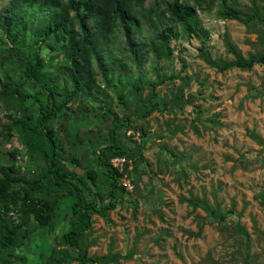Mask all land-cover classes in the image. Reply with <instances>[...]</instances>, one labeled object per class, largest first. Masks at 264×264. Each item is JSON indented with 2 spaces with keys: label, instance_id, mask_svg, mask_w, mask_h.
<instances>
[{
  "label": "rangeland",
  "instance_id": "374dc122",
  "mask_svg": "<svg viewBox=\"0 0 264 264\" xmlns=\"http://www.w3.org/2000/svg\"><path fill=\"white\" fill-rule=\"evenodd\" d=\"M9 1L0 0V19ZM161 1L145 2L144 15L151 16L159 30L141 18L135 46L147 45L162 29L175 28L180 36L170 42L171 58L156 61L144 50L134 61L123 49L120 32L104 58L113 81L120 77L127 85L125 92L138 84V94L126 93L127 103L139 98L138 103L156 105L157 110L133 124L141 131L125 133L122 142L134 156L133 163L125 157L110 161L119 171L127 165L119 184L124 194L106 218L92 216L91 229L84 235L87 254L103 259L94 264H264V64L244 70L221 69L209 62L222 67L235 60L227 44L244 59L264 55L263 1L234 0V7L246 15L258 11L247 22L220 19V0H214L210 11L198 10L208 31L206 40L182 36L180 25L168 20ZM36 19L33 22L39 24ZM0 42V48L9 44L1 31ZM48 51L43 45L39 54L54 71L63 55ZM3 55L0 51V60ZM96 78L103 86L99 73ZM115 91L107 89L101 109L94 111L97 115L108 107L121 115ZM88 112L91 116L93 111ZM12 113L0 104L1 117ZM100 126L88 130L104 137ZM58 136L65 155L69 154L72 139L61 129ZM13 149L18 151L15 163L23 171L28 159L17 133L11 143L0 144V158H7ZM134 163L140 180L136 185L129 178ZM63 222H58L55 233Z\"/></svg>",
  "mask_w": 264,
  "mask_h": 264
},
{
  "label": "trees",
  "instance_id": "16d2710c",
  "mask_svg": "<svg viewBox=\"0 0 264 264\" xmlns=\"http://www.w3.org/2000/svg\"><path fill=\"white\" fill-rule=\"evenodd\" d=\"M146 1H9L0 19V31L9 43L0 48L4 53L0 60V104L13 113L0 116V144L11 143L17 133L28 160L21 171L15 163L16 149L7 158H0V264H94L103 260L88 256L84 235L91 229L93 215L106 218L108 211L122 201L124 189L119 184L127 165L119 171L110 161L125 157L133 163L134 156L122 142L127 138L125 133L129 129L141 131L133 124L157 110L156 105L138 103L139 98H133L136 104L127 103V85L120 77L113 81L111 66L104 58L110 54L109 45L117 32L123 35V49L134 61L144 50L156 61L170 59V42L180 36L175 28H166L147 45L135 46L141 18H147L146 23L159 30L153 18L144 15ZM193 1L161 2L168 20L180 25L182 36L206 40L208 31L203 29L197 11H210L214 0ZM233 2L220 0V19L247 22L259 14L254 6L253 14L246 15ZM35 17L39 24L33 22ZM43 45L48 53L59 50L63 55L54 71L39 54ZM227 48L235 60L222 67L214 61L210 64L244 70L264 64L262 54L244 59L231 45ZM97 73L103 86L97 82ZM161 83L152 84V89ZM133 85L134 91L128 92L131 97L140 90L137 83ZM110 87L116 90L121 115L109 107L97 115L94 111L96 107L101 109V99ZM89 109L93 111L91 116ZM100 124L105 136H93L88 128H99ZM60 129L72 139L67 155L58 136ZM129 178L134 185L140 181L137 163ZM61 219L63 227L55 233Z\"/></svg>",
  "mask_w": 264,
  "mask_h": 264
}]
</instances>
